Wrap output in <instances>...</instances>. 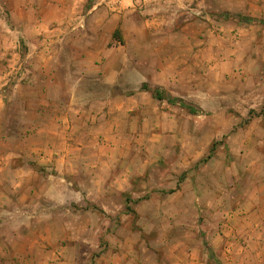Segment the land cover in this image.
<instances>
[{
  "label": "rangeland",
  "instance_id": "obj_1",
  "mask_svg": "<svg viewBox=\"0 0 264 264\" xmlns=\"http://www.w3.org/2000/svg\"><path fill=\"white\" fill-rule=\"evenodd\" d=\"M187 5L199 10L198 17H216L198 90L184 84L168 92L146 84L153 95L156 89L163 94L161 106L174 100L166 108L182 121L177 133L175 127L149 129L140 122L130 131L135 138L123 132L115 152L102 147L75 156L66 171L36 161L26 169L0 170V208H7L0 213V245L19 250L7 264H264L261 219L246 212L260 208L259 187L244 168H253L261 180L264 171L254 163L255 152L243 155L258 145L264 149V140L253 138L259 126L239 133L264 115V0ZM0 18H6L2 11ZM237 19L247 24V35L226 33L224 24ZM254 70L262 75H249ZM127 79L130 94L134 80ZM240 86L244 94L235 92ZM13 90L8 85L0 112L7 132L15 130L18 114H26ZM232 132L240 135L231 139ZM98 141L106 142L102 133ZM31 196L38 198L31 205L37 213L27 217L18 206ZM12 200L18 201L15 213ZM19 219L32 224L26 230L14 226Z\"/></svg>",
  "mask_w": 264,
  "mask_h": 264
},
{
  "label": "crops",
  "instance_id": "obj_2",
  "mask_svg": "<svg viewBox=\"0 0 264 264\" xmlns=\"http://www.w3.org/2000/svg\"><path fill=\"white\" fill-rule=\"evenodd\" d=\"M189 7L187 0H0L6 16L0 18V112L7 105L10 85L26 113L15 117L11 132L5 131L6 118L0 115V170L18 171L36 161L66 171L67 164L76 162L75 156L94 155L102 147L115 152L118 139L125 138L123 132L135 131L140 122L149 129L175 127L177 133L182 121L166 108L172 105L165 101L161 106L162 100H155L143 85L169 92L185 84L198 90L200 69L209 65L204 55L216 17H198L199 10ZM224 25L229 27L226 33L237 29L247 35L248 26L239 19ZM248 73L262 75L256 70ZM127 77L134 80L130 94L125 92ZM244 90L240 86L235 92L244 94ZM259 121L264 115L245 130L239 128V133L259 126L253 138L264 140ZM100 133L106 141L103 145L98 141ZM198 133L196 127L193 137ZM232 133L231 139L240 135ZM253 152L254 163L264 171L263 147L255 146L243 155ZM244 169L250 182L258 184L255 197L260 206L246 212L261 219L264 234V178H258L251 167ZM19 202L18 210L25 216L37 213L31 205L38 198ZM12 203L15 213L18 201ZM53 204L56 220V200ZM5 212L7 208L1 207V215ZM15 224L26 230L32 221L19 219ZM4 243L0 264H7L19 251Z\"/></svg>",
  "mask_w": 264,
  "mask_h": 264
},
{
  "label": "trees",
  "instance_id": "obj_3",
  "mask_svg": "<svg viewBox=\"0 0 264 264\" xmlns=\"http://www.w3.org/2000/svg\"><path fill=\"white\" fill-rule=\"evenodd\" d=\"M143 88L144 89H148V86L146 84H144L143 85ZM154 92H155L154 97L156 99H159V100H164L165 99V97L163 96V94L158 89H156ZM167 100H168L169 103L174 104V100H172L171 98H167ZM190 112L193 113L194 111L192 109H190Z\"/></svg>",
  "mask_w": 264,
  "mask_h": 264
}]
</instances>
